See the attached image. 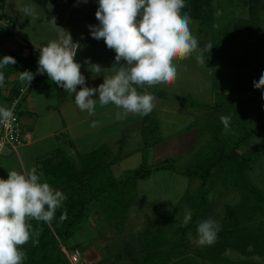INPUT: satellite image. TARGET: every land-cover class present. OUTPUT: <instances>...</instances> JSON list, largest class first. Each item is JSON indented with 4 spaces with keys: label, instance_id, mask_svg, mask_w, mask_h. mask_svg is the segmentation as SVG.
<instances>
[{
    "label": "trees",
    "instance_id": "16d2710c",
    "mask_svg": "<svg viewBox=\"0 0 264 264\" xmlns=\"http://www.w3.org/2000/svg\"><path fill=\"white\" fill-rule=\"evenodd\" d=\"M34 1L40 6L48 2V0ZM184 3L186 7L182 10V14L187 13L191 20L196 22L197 32L205 34L211 30L214 22L213 0H184ZM258 3L259 0H249V19L234 23L231 32L226 33L223 41L214 48L216 59L232 66L236 71V79H240H238V89L241 96L237 100L236 107L228 112L223 110L225 101L229 99V96L223 93H218L219 100L214 105L205 106L220 112L221 116L231 117L229 131H224L221 121L214 124L209 132L211 150L180 172L190 183L191 180L196 179L201 181L198 196H191L187 192L182 196L187 202L199 207L203 206L209 193V190L204 192L205 183L221 173H224L223 179L227 180L225 182H229L238 192L239 198L233 206L226 208L227 225L224 227V232L217 236L216 242L211 246H203L202 252L190 258L187 254H182L180 245L172 248L168 252L172 254H168L167 257L173 259V264H199V260L202 264L213 261V257H217L215 260L218 261L219 255L224 251L236 248L238 252L243 253L247 246L252 247V255L264 257V193L254 187L245 175L251 157L260 152L263 146H248L255 135L264 132V90L253 87V82L258 81L261 73H264V29H260ZM2 4L3 0H0V21L6 20L9 28L0 24V31L8 37L12 35L15 19L2 12ZM258 36V40H254ZM232 41L237 42V47L234 51L227 52L226 43ZM5 55L12 56L16 60L15 64L0 68V72L4 73V81L15 77L5 97L7 102L10 103L18 94V90L26 86L28 91L50 89L60 90L64 95L68 93L50 81L46 73L37 72L38 50L31 46H26L25 50H7L0 54V59ZM25 70L34 74V79L29 84L19 79L18 73ZM81 73L86 79L87 74L83 71ZM79 87L78 85L77 89ZM17 113L21 114L18 109ZM152 127L145 125L142 129L144 148L140 166L124 171L118 178L112 176L111 162L106 161L110 156L107 147L82 155L77 162L59 153L40 163L36 169L38 173H43L42 182L54 185V188L62 191L67 199L57 209L50 224L30 221L33 230H40L39 243L33 245L30 240L22 246V250L26 253L23 264H70L62 248L69 252L78 250L76 244L68 246V241L80 230L81 224L89 217L92 207L98 208L111 228H119L127 219L131 206L142 202L137 194L138 181L148 179L154 171H177L175 158H168L154 165L147 164L145 150L161 141L160 138L153 139V136L151 139ZM245 146H248L247 150L241 153L240 149ZM65 211L68 218L61 222L60 216ZM234 235H236L235 239H233ZM148 246H151L147 248L148 254L157 253L160 247L159 238L152 240L151 243L147 242ZM157 256L152 258L158 260Z\"/></svg>",
    "mask_w": 264,
    "mask_h": 264
},
{
    "label": "clouds",
    "instance_id": "9594fccd",
    "mask_svg": "<svg viewBox=\"0 0 264 264\" xmlns=\"http://www.w3.org/2000/svg\"><path fill=\"white\" fill-rule=\"evenodd\" d=\"M185 7L184 0H98L95 18L99 24L88 26L90 35L96 40L103 39L106 47L114 50L113 67L119 66L96 88L85 86L81 64L74 59L80 44L74 42L71 34L59 27L56 18L52 17L48 23L59 38L38 48L37 72L46 73L50 81L64 91L74 93L77 108L89 115L95 114L98 101L101 106L112 104L120 109L116 113L117 120H123L129 114L147 116L156 106V97L149 92H138V87L171 85L177 78L175 61L188 59L193 52L200 51L199 42L189 27L191 17L182 14ZM21 11L33 21L39 18L34 4H25ZM196 59L204 63L202 51ZM122 60L125 63L120 64ZM15 63L14 57L5 55L0 59V68ZM85 63L98 74L103 70L87 58ZM18 75L28 84L34 79V74L28 70ZM4 79V73L0 72V87ZM253 87L264 88V73L253 82ZM96 93L98 100L92 99ZM14 120V106H0V122L10 126ZM220 121L224 131L228 132L231 117L222 115ZM42 177L43 173L33 167L27 172L8 171L7 179H0V264H23L26 253L22 246L30 240L33 245L39 243L40 230H33L30 221L50 224L57 209L67 199L62 191L42 182ZM67 218L65 211L60 221ZM191 218V210L186 209L184 225ZM196 231L194 239L191 233L187 234L189 239L197 246H211L216 242L220 225L213 219H206L198 223Z\"/></svg>",
    "mask_w": 264,
    "mask_h": 264
},
{
    "label": "crops",
    "instance_id": "0c3cea01",
    "mask_svg": "<svg viewBox=\"0 0 264 264\" xmlns=\"http://www.w3.org/2000/svg\"><path fill=\"white\" fill-rule=\"evenodd\" d=\"M11 1V8L8 10L6 1L3 0L2 12L8 17L15 19V27L11 30L12 35L8 37H5L4 33L0 31V54L7 50H25L26 46H31L39 51L38 48L40 46L46 45L51 40H57L59 38L57 31L48 23L49 19L55 17L56 24L69 32L73 41L78 42L81 46L78 49L75 61L81 64L80 71L87 74L85 86L96 88L103 83L104 77L113 75L117 70L119 65L113 67L115 63L114 50L108 49L103 39L96 40L90 35L88 26L99 24L95 18L98 0H87V2L85 0H48L44 6L36 4L34 0ZM25 2L36 6L39 16L37 20L33 21L30 17L24 16L21 8L25 5ZM243 5L248 9L249 0H244ZM215 6V1L213 0V8ZM198 42L201 44V40ZM86 58L89 59L90 63L100 65L103 70L99 74L92 71L89 68V64L85 63ZM123 63L125 62L122 60L120 64ZM14 80L15 77H10L0 87L2 93L0 106L6 107L9 105L5 97L8 95ZM79 89L80 87L77 91ZM137 90L141 93L149 92L153 94L156 97L155 101L159 99L165 100L167 97L161 90L153 89L154 91L150 92L148 86L144 88L138 87ZM92 99L98 100V93L94 94ZM19 111L21 112L20 117L26 140L20 149L16 151L5 150L0 155V179H7L8 171L11 170L27 172L33 167L38 168L40 163L42 164V162L53 158L59 153L65 158L77 161L80 156L102 147H107L110 152V156L106 161L111 162L110 168L112 169L117 163L130 155L142 154L144 148L143 141L141 146L132 150L129 148V141L133 138L132 134L136 132L142 133V129L148 121L146 116L129 114L125 119L117 120L116 113L120 109H117L112 104L101 106L97 101L95 114L89 115L87 111H81L77 108L74 102V93L64 95L60 90L34 89L25 92L19 105ZM202 111L188 106L179 109L170 106L161 110V112L168 113L172 118L171 120L168 119L167 122H162L164 128L179 123L178 118L175 116H183L181 126L185 128L178 133V136L169 137L168 133H165L158 144L145 150L146 158L161 147H166V153L169 154L168 157L161 161L168 158L179 160L192 153L193 148L199 144L200 140H204L206 136L201 135V127L204 126V121L206 120L205 112ZM207 112L211 113L210 111ZM201 116L203 119H199ZM93 122H95V126H93ZM262 168L264 169V166ZM249 171L251 169L248 167ZM155 172L157 171L153 173ZM161 172L174 175L175 182L180 185V188H183L182 196L188 191L187 189L190 186L188 178L171 171ZM152 174L148 179L137 182V194L140 183L149 181ZM263 191L264 189H262ZM226 223L227 221H219L220 231L217 236L224 232ZM235 238L236 235L233 236V239ZM154 239L156 237L144 242L146 243L145 247H147V242L151 243ZM160 239V242L167 243V241L163 240L166 237ZM165 244L160 245L157 253L151 254L144 250L137 251V253H130L129 251L99 252L92 247L84 252L79 251L80 264H173V259L167 257L170 250L164 248ZM202 250L203 246L197 254L202 252ZM251 250L252 247L247 246L243 254L238 252L236 248H232L220 254L218 261L215 260L217 257H213V261L202 264H264V257L252 255ZM156 255H158V260L152 258V256ZM187 256L190 257L191 255L187 254ZM130 259L132 260L130 261ZM199 264H201L200 260Z\"/></svg>",
    "mask_w": 264,
    "mask_h": 264
},
{
    "label": "rangeland",
    "instance_id": "374dc122",
    "mask_svg": "<svg viewBox=\"0 0 264 264\" xmlns=\"http://www.w3.org/2000/svg\"><path fill=\"white\" fill-rule=\"evenodd\" d=\"M5 1L9 10L12 1ZM214 1L216 6L213 8L214 22L211 30L205 34H198L196 32V22L191 20L189 25L192 35L198 41L201 40V44H199L200 51L193 52L188 59L175 61L177 78L174 83L167 86L158 85L155 88L148 87L150 92L154 91L153 89L161 90L167 96L165 100L155 101L154 110L146 116L148 119L146 125L153 126L151 128V139L152 136L153 139L162 138L165 133H168L169 137L178 136V133L185 128L181 126L183 116H175L179 122L177 125L164 128L162 122L172 119L168 113L161 112L165 108L171 106L179 109L188 106L205 112L206 120L204 126L201 127V135H206L205 139L199 141V144L193 148L192 153L177 160V171L175 172L177 174H180L187 166L193 164L200 156L211 150V135L209 132L212 126L220 121L221 113L213 111V109L210 110L205 106L214 105L219 100L218 93L222 92L229 96L223 109L228 112V110L237 106V100L241 96L238 89L239 78L236 79L235 69L222 60L218 61L214 54V48L219 42L223 41L226 33L231 32L234 23L249 19V12L246 6L243 5L244 0ZM25 4L28 3L25 2ZM258 4L260 29H264V0H259ZM258 38L259 36L255 37L254 40H258ZM208 45L212 46L210 50L206 47ZM236 47L237 42L235 41L226 43L227 52L234 51ZM201 51L204 63H199L196 59ZM173 99L179 100L175 101ZM199 119H203V117L201 116ZM156 124L158 125L157 128ZM141 134L137 132L132 134L133 138L129 141L130 149L133 150L142 145L143 137H141ZM255 145L263 146L260 152L251 157V162L248 165L251 171L248 172L247 169L245 175L254 187L262 191L264 189V169L262 168L264 166V132L255 135L249 141L248 146ZM248 146L241 148L240 152L244 153ZM168 155L166 147H161L147 156L146 162L148 165H154L168 157ZM141 162L142 154L130 155L112 167V176L118 178L124 171L138 168ZM169 174L171 173L157 171L152 174L149 181L140 183L138 196L142 202L131 206L127 219L119 228H111L98 208L92 207L89 217L81 224L80 230L68 241V246L76 244L80 252L94 247L99 252L129 251L130 253H137V251H147V248L151 247H145L146 243H144L150 238L156 237V239L161 240L160 238L166 237V239H163L167 241L166 244L160 242V245L165 244L164 248L166 250H172V248L180 245L182 254L187 252L186 254H190V257H194L202 246L194 244L187 234L191 233L194 239L197 236L198 223L206 219H213L218 224L220 220L228 221L225 219L226 208L233 206L238 201L239 194L230 186L229 182H225L227 180L223 179L224 173H221L215 179L205 183L204 192L209 190V193L203 202V206L199 207L182 198L183 188H180V185L175 182L174 175ZM50 186L54 190H58L54 188V185ZM200 188V180H191L187 193L191 196H198ZM186 209L191 210L192 218L187 225H184ZM63 250L65 249L62 248Z\"/></svg>",
    "mask_w": 264,
    "mask_h": 264
},
{
    "label": "built area",
    "instance_id": "2783aa9c",
    "mask_svg": "<svg viewBox=\"0 0 264 264\" xmlns=\"http://www.w3.org/2000/svg\"><path fill=\"white\" fill-rule=\"evenodd\" d=\"M0 24L8 27V22L6 20L0 21ZM26 91L27 86L20 88L18 90V94L12 98L8 105L9 108L14 106L15 120L12 122V124L9 126L6 122H0V155H2L5 150L16 151L20 149L25 143L26 139L24 137L23 123L20 115L17 113V109L19 110L21 99ZM63 252L70 264H80L79 250H73L71 252L63 250Z\"/></svg>",
    "mask_w": 264,
    "mask_h": 264
}]
</instances>
